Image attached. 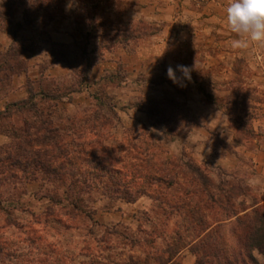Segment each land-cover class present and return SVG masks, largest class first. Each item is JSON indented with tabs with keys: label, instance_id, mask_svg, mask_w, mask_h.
I'll list each match as a JSON object with an SVG mask.
<instances>
[{
	"label": "rangeland",
	"instance_id": "1",
	"mask_svg": "<svg viewBox=\"0 0 264 264\" xmlns=\"http://www.w3.org/2000/svg\"><path fill=\"white\" fill-rule=\"evenodd\" d=\"M78 1L77 21L107 24L96 41L113 50L54 47L72 68L60 79L36 53L26 98L0 102V264H264L237 223L264 226V44L233 47L231 0H192L213 16L194 23L199 6L180 0L192 37L178 31L159 58L158 17L142 24L154 52L122 62L124 2ZM167 58L191 69L186 86ZM35 61L1 51L0 94Z\"/></svg>",
	"mask_w": 264,
	"mask_h": 264
},
{
	"label": "crops",
	"instance_id": "2",
	"mask_svg": "<svg viewBox=\"0 0 264 264\" xmlns=\"http://www.w3.org/2000/svg\"><path fill=\"white\" fill-rule=\"evenodd\" d=\"M122 1L125 6H123V14L119 16L124 21L125 27L123 28H128L134 34L133 38L123 41L115 48L116 51H121L123 55L122 62H125L130 56L131 47L135 50V53L154 52L153 40H156L157 32L148 35L146 30L142 28V24L148 21H156L158 17L159 58L165 56V52L172 51L175 45L173 41H170L172 36H176L181 32V36L186 34L189 38L192 37L191 25L182 23L181 16L176 12L182 6L180 0H159V4L158 0ZM187 2L189 4L193 2V6H199L195 7L197 16L192 23L213 18V16L203 14V12L205 13L203 3L192 0H187ZM79 9L78 0H0V52L10 50V48L18 45L21 46L22 51L31 53L36 59L35 62L27 64L25 71L14 74L10 90L0 94V102L8 104L26 98L27 78L34 73L39 75L40 64L44 62L41 60L40 55L36 53H47L43 54L45 60H48L47 65L43 68L45 76L60 79L70 73L72 68L66 61L57 60L52 56L51 53L55 51L54 47L62 46L63 50L67 52L85 49L91 53L100 50L110 53L113 50V47L107 48L103 43L104 47L101 48L100 43L96 41L99 37L97 31L107 24L101 26L93 23L90 27L87 24L78 22L75 13ZM158 9L159 14L157 13ZM174 11L177 15L172 13ZM149 12L152 14H148ZM165 12L167 14H164ZM168 12H171V14H168ZM105 18L113 22L110 24H114V21L117 20L116 15L113 13H109ZM91 19L97 20V17L94 16ZM172 24H175L174 29ZM85 36L88 38L85 39ZM116 59L119 60L120 57L118 56ZM167 59L175 66L180 64L179 61ZM103 62L97 63L96 67H99ZM176 75L178 78L181 77L179 71H176ZM180 94L185 98L184 94ZM0 138V145H2L6 139L3 135H0Z\"/></svg>",
	"mask_w": 264,
	"mask_h": 264
},
{
	"label": "clouds",
	"instance_id": "3",
	"mask_svg": "<svg viewBox=\"0 0 264 264\" xmlns=\"http://www.w3.org/2000/svg\"><path fill=\"white\" fill-rule=\"evenodd\" d=\"M226 19L230 31L238 37L233 42L234 48H246L250 41L264 44V0H231L226 9ZM176 71L191 81L189 67L177 65L174 70L169 66L167 76L173 83L186 86L180 83Z\"/></svg>",
	"mask_w": 264,
	"mask_h": 264
},
{
	"label": "trees",
	"instance_id": "4",
	"mask_svg": "<svg viewBox=\"0 0 264 264\" xmlns=\"http://www.w3.org/2000/svg\"><path fill=\"white\" fill-rule=\"evenodd\" d=\"M15 104L17 103H13V105ZM195 171H199V168H196ZM210 199H212L213 201L215 200L213 194L210 195ZM235 215L236 214H234V216ZM244 219L245 216L237 217V223H239V225H242L243 228H240V230L244 231V239L247 238V242L244 245L246 247L254 246L255 248L259 249L264 256V226L256 228L252 222L248 223ZM228 264H230L229 261Z\"/></svg>",
	"mask_w": 264,
	"mask_h": 264
}]
</instances>
